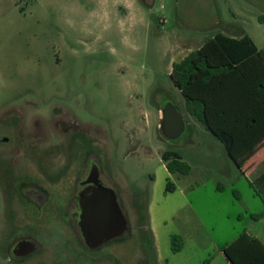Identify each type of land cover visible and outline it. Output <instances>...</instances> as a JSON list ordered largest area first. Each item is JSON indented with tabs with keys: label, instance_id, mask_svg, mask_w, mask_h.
Instances as JSON below:
<instances>
[{
	"label": "rangeland",
	"instance_id": "rangeland-1",
	"mask_svg": "<svg viewBox=\"0 0 264 264\" xmlns=\"http://www.w3.org/2000/svg\"><path fill=\"white\" fill-rule=\"evenodd\" d=\"M262 15L264 0H0V136L22 143L16 153L1 144L0 152L46 158L56 175L66 148L96 142L130 224L127 236L53 264H203L243 230L242 204L216 184L223 144L201 136L195 147L189 129L168 139L162 110L173 103L189 117L171 78L174 62L220 32L249 34L264 49ZM166 151L183 154L192 175L170 172ZM206 173L208 181L193 189V176ZM55 175L40 182L55 192L71 184ZM238 188L246 200L253 194L245 182ZM10 199L0 181V264H11ZM263 205L257 197L252 208ZM173 236L181 251L174 252Z\"/></svg>",
	"mask_w": 264,
	"mask_h": 264
},
{
	"label": "flooded vegetation",
	"instance_id": "flooded-vegetation-1",
	"mask_svg": "<svg viewBox=\"0 0 264 264\" xmlns=\"http://www.w3.org/2000/svg\"><path fill=\"white\" fill-rule=\"evenodd\" d=\"M20 123L17 119L16 125ZM1 144H13V153L22 148L21 142L7 136H0ZM77 145V151L66 148L67 156L56 175L47 166L50 164L46 158L4 157L0 152V181L7 184L11 198L4 212H12L14 218L9 223L10 242L5 249L11 264H29L34 258H42L41 264H53L60 259H78L85 250L96 251L103 246L86 242L82 213L85 201L98 184L114 188L109 182L110 163L107 168L96 142L83 138ZM52 175L59 180L70 179L71 184L66 183L67 188L63 186L61 191L50 190L40 181ZM118 197L122 205L119 194Z\"/></svg>",
	"mask_w": 264,
	"mask_h": 264
},
{
	"label": "trees",
	"instance_id": "trees-1",
	"mask_svg": "<svg viewBox=\"0 0 264 264\" xmlns=\"http://www.w3.org/2000/svg\"><path fill=\"white\" fill-rule=\"evenodd\" d=\"M171 78L183 93L187 109L225 145L231 155L234 133L240 126L259 123L264 113V49L248 34L232 37L217 33L181 61L173 63ZM167 168L187 174L190 166L177 151H166ZM175 184L168 182L167 190ZM260 219L264 212L254 214ZM174 252L181 251L180 236H173ZM232 264H264V243L243 232L223 249ZM210 258L203 264H208Z\"/></svg>",
	"mask_w": 264,
	"mask_h": 264
},
{
	"label": "crops",
	"instance_id": "crops-1",
	"mask_svg": "<svg viewBox=\"0 0 264 264\" xmlns=\"http://www.w3.org/2000/svg\"><path fill=\"white\" fill-rule=\"evenodd\" d=\"M261 17L264 18V15H262ZM229 27L231 29L234 28L233 30H237L234 26L229 25ZM232 33L234 32L232 31ZM241 36L243 35L232 37L238 38ZM251 37L256 42L258 47L262 48L258 44L256 38L253 36ZM205 41H199L200 44L198 45V47L190 49V51L184 57H186L193 50L203 45ZM188 114V118H186L184 114L182 115L186 123L185 130L189 129L192 134V138L190 140V142H192V145H194L195 147H202L204 140L201 139V136H208L210 137V139H218L216 135H214V133L208 130L202 123H200L194 116H192L189 111ZM261 115L263 116V118L258 121L259 123L254 124L251 122L249 124H246L244 127L240 126L239 129L235 131L234 143L232 146L233 149L236 150L235 155H231L230 152L226 149L225 145L218 139L224 147L223 150H221L223 157L221 163L225 166H222L221 170L223 173V180L225 181L217 179L216 184L219 193L225 192L228 187L231 188L233 192L232 204L236 206L237 203H240L243 206L244 211H239L236 216L238 221H244V226L242 231H238L236 237L246 231L258 237L264 243V216H262L260 219H256L253 216L254 214L264 212V205L262 208L260 207V209L258 206V209L256 210H253L252 208V205L253 203H255L257 197H259L264 204V113ZM181 157L182 161L183 159L185 160V156L183 154H181ZM192 170L193 169L190 166V170L187 175L191 176ZM207 171L208 170H206V172ZM197 175L200 176V179H197L199 176H193L194 181L192 182L191 186H194L196 184L193 189H195L197 186H200V184H198L199 180V182L203 183L208 181L210 177L208 173L204 175ZM244 182L248 185V188H250L251 190L253 189V194H251L249 199L247 200L244 197V193L238 188V185L243 184ZM227 217L231 219L233 217V213L229 212ZM154 233L157 239V233L155 230ZM236 237L224 242V245L218 250L219 254L213 256V258H210V262L208 264H215V262L217 263L219 255L221 257L220 260H218L219 264H232L224 254L223 249Z\"/></svg>",
	"mask_w": 264,
	"mask_h": 264
},
{
	"label": "water",
	"instance_id": "water-1",
	"mask_svg": "<svg viewBox=\"0 0 264 264\" xmlns=\"http://www.w3.org/2000/svg\"><path fill=\"white\" fill-rule=\"evenodd\" d=\"M161 129L171 140L186 129L184 117L173 103L162 110ZM82 227L86 242L94 247L129 234L130 224L114 188L98 184L84 203Z\"/></svg>",
	"mask_w": 264,
	"mask_h": 264
}]
</instances>
